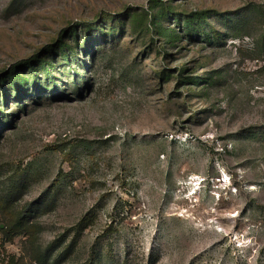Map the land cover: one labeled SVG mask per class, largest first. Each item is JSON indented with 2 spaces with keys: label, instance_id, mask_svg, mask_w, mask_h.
I'll return each instance as SVG.
<instances>
[{
  "label": "rangeland",
  "instance_id": "1",
  "mask_svg": "<svg viewBox=\"0 0 264 264\" xmlns=\"http://www.w3.org/2000/svg\"><path fill=\"white\" fill-rule=\"evenodd\" d=\"M0 264H264V0H0Z\"/></svg>",
  "mask_w": 264,
  "mask_h": 264
},
{
  "label": "trees",
  "instance_id": "2",
  "mask_svg": "<svg viewBox=\"0 0 264 264\" xmlns=\"http://www.w3.org/2000/svg\"><path fill=\"white\" fill-rule=\"evenodd\" d=\"M205 18V15L203 12H196L193 16H187L184 17L183 19H179L177 17H175V22L176 24H180L182 25V28L184 29V34L187 37H195L194 32L196 30L199 29V36H203L205 39H211V32H212V27H210L211 29L207 30L205 27H203L201 20ZM182 20V21H181ZM195 22H198V24H195ZM154 25H156L155 30L157 31V33L159 35H163L165 37V40L168 42V44H174L178 39L182 38L183 35H181L177 29L175 27H169L166 30H163L162 24L160 23L159 17H157V19H155V21L153 22ZM198 25V27H197ZM155 27V26H153ZM74 31H72L73 34ZM75 34V33H74ZM75 38V42L76 44H78V40L77 37ZM65 46L67 47L65 49ZM74 52V56L72 55ZM167 56H170V53H166ZM61 62L64 65H68L71 67V65L74 63V61L79 62V56L77 55V49L70 46L68 43H63V45L61 46ZM31 64L30 62L28 63V65ZM46 62L42 64V68H44L46 70V75L47 77L49 76L51 79H54V77L51 76V74L53 72L57 71V68L55 67V64L51 63L48 67L46 68ZM72 70V69H71ZM70 70V71H71ZM181 71H183V69H181ZM16 72V71H14ZM16 78L13 76H10V82L16 84V90H17V97L21 96V92L23 90V85L25 82V78L24 77H20L17 75L16 72ZM162 76H165V72H163ZM183 82H189L191 84L196 85L199 80L196 77L190 76V77H183ZM12 83V84H13ZM54 83V82H53ZM56 83V82H55ZM6 102V98L4 100ZM26 213V211H23V215ZM22 215V216H23Z\"/></svg>",
  "mask_w": 264,
  "mask_h": 264
}]
</instances>
